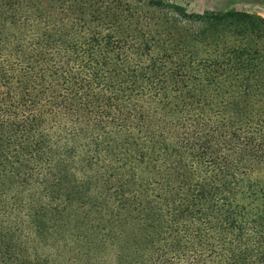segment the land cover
<instances>
[{
  "label": "trees",
  "instance_id": "1",
  "mask_svg": "<svg viewBox=\"0 0 264 264\" xmlns=\"http://www.w3.org/2000/svg\"><path fill=\"white\" fill-rule=\"evenodd\" d=\"M0 264H264V17L0 0Z\"/></svg>",
  "mask_w": 264,
  "mask_h": 264
},
{
  "label": "rangeland",
  "instance_id": "2",
  "mask_svg": "<svg viewBox=\"0 0 264 264\" xmlns=\"http://www.w3.org/2000/svg\"><path fill=\"white\" fill-rule=\"evenodd\" d=\"M190 13L247 11L264 17V0H164Z\"/></svg>",
  "mask_w": 264,
  "mask_h": 264
}]
</instances>
